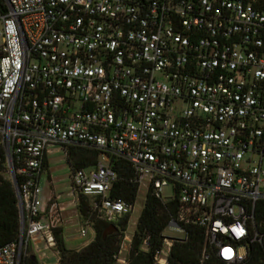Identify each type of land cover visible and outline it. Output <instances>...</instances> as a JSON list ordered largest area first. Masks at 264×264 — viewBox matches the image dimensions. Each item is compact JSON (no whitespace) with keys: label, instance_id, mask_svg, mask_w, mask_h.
<instances>
[{"label":"built area","instance_id":"2783aa9c","mask_svg":"<svg viewBox=\"0 0 264 264\" xmlns=\"http://www.w3.org/2000/svg\"><path fill=\"white\" fill-rule=\"evenodd\" d=\"M4 1L0 145L20 233L0 264L61 263L65 198L41 181L50 157L72 149L99 153L95 167L72 170L80 238L134 214L111 198L116 159L139 191L176 203L167 229L184 239L163 234L155 264H169L189 227L204 233L202 263L246 264L252 245L264 249V0Z\"/></svg>","mask_w":264,"mask_h":264},{"label":"trees","instance_id":"16d2710c","mask_svg":"<svg viewBox=\"0 0 264 264\" xmlns=\"http://www.w3.org/2000/svg\"><path fill=\"white\" fill-rule=\"evenodd\" d=\"M7 13L4 0H0V16ZM99 160V153L90 149H72L68 157V164L72 170L95 167ZM112 167L119 174V182L111 193L112 199L125 200L136 204L139 194V185L133 182L134 173L130 166L122 160L114 159ZM176 214V203L163 204L152 192H149L145 208L138 220L137 229L128 256V264H155V251L163 245V234ZM81 215H87V204L82 199ZM130 216L123 219L118 225L119 231L107 239L103 232L108 224L100 222L96 226L94 241L81 251L69 250L65 245L64 230L55 232L57 249L61 254L60 264H116L117 256L124 233L127 231ZM258 223L264 232V203L258 206ZM188 238L174 245L169 264H228L216 257L202 263L205 249V237L201 229L189 227ZM20 233V214L17 198L12 181L8 173L7 158L4 149L0 146V247L7 246L18 240ZM149 238L150 250H142L143 244ZM22 264H40L33 257L25 258ZM246 264H264V249L252 245L249 261Z\"/></svg>","mask_w":264,"mask_h":264},{"label":"rangeland","instance_id":"374dc122","mask_svg":"<svg viewBox=\"0 0 264 264\" xmlns=\"http://www.w3.org/2000/svg\"><path fill=\"white\" fill-rule=\"evenodd\" d=\"M2 29V22L0 21V30ZM1 146V145H0ZM71 176L72 169L68 164V159L64 153H59L51 156L49 159V169L42 177V187L45 189V194L50 195L52 190H55L57 194H62V224L61 228L64 230L65 245L69 250L81 251L89 246L95 239V235L91 233L86 238H80L78 234L79 217L74 206H70L71 201L68 198V193L71 190ZM50 177L53 179V187L50 186ZM148 191L145 187H142L138 194V199L135 206L134 214L130 217L127 231L124 233L123 240L120 246V252L117 259H128L130 249L133 243L135 232L137 229L138 220L145 208ZM164 198L167 202L173 198V191L171 188H166L164 191ZM165 236H175L177 239H184V235L173 233L170 229H167L164 233ZM185 241V240H184ZM50 264L56 263L55 259L48 261ZM116 264H120L117 260Z\"/></svg>","mask_w":264,"mask_h":264},{"label":"water","instance_id":"95a60500","mask_svg":"<svg viewBox=\"0 0 264 264\" xmlns=\"http://www.w3.org/2000/svg\"><path fill=\"white\" fill-rule=\"evenodd\" d=\"M118 231H119L118 227H116L115 225H110L103 232V238L107 239L109 236L117 233Z\"/></svg>","mask_w":264,"mask_h":264},{"label":"clouds","instance_id":"9594fccd","mask_svg":"<svg viewBox=\"0 0 264 264\" xmlns=\"http://www.w3.org/2000/svg\"><path fill=\"white\" fill-rule=\"evenodd\" d=\"M243 234V231L241 230L240 232H238V235H242Z\"/></svg>","mask_w":264,"mask_h":264}]
</instances>
